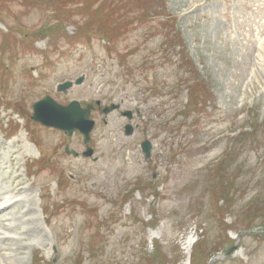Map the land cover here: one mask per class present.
<instances>
[{"label": "rangeland", "instance_id": "rangeland-1", "mask_svg": "<svg viewBox=\"0 0 264 264\" xmlns=\"http://www.w3.org/2000/svg\"><path fill=\"white\" fill-rule=\"evenodd\" d=\"M85 1L0 0V204L18 203L0 213V264H264V0H165L172 59L158 18L93 23L109 3ZM185 48L206 112L183 113ZM46 96L121 104L92 112L93 157L32 119Z\"/></svg>", "mask_w": 264, "mask_h": 264}, {"label": "trees", "instance_id": "trees-1", "mask_svg": "<svg viewBox=\"0 0 264 264\" xmlns=\"http://www.w3.org/2000/svg\"><path fill=\"white\" fill-rule=\"evenodd\" d=\"M92 1V0H91ZM106 1V0H104ZM109 3V7L97 5L98 9L94 10L93 12V23L100 22L97 20L96 16H104L103 20L110 21L112 23L117 22L115 16L117 17H125L124 20L128 19V22H122L123 26H130V24L134 23L133 19H156V27H161L159 29L163 33V37L167 39V47H168V59H172L174 55H176V48L181 47L180 41L182 39L180 35V29H178L177 25L174 23V20L171 17V14L168 12L166 8L165 0H119L118 4H116L112 0H107ZM88 1L86 0L84 5H86ZM96 3V2H95ZM123 4H128V7L125 12L122 14L118 13L119 7L125 8ZM107 8V9H106ZM103 10H106L105 12ZM115 10H118L115 12ZM107 18V19H106ZM110 23V24H112ZM111 27V25H110ZM102 35L109 40L111 35V30H101ZM114 31V29H113ZM112 31V32H113ZM111 41V40H109ZM187 52V55H185ZM189 52L185 48L184 52L182 53V58L179 60L181 62L180 67H184L186 69L187 76H185V87H187V102L183 105V113H202L206 112L208 103L212 102V92L210 93V86L211 83L208 78L202 75L196 64L192 59L189 58ZM185 57V58H184ZM188 57V58H187ZM188 110V111H187Z\"/></svg>", "mask_w": 264, "mask_h": 264}, {"label": "water", "instance_id": "water-1", "mask_svg": "<svg viewBox=\"0 0 264 264\" xmlns=\"http://www.w3.org/2000/svg\"><path fill=\"white\" fill-rule=\"evenodd\" d=\"M84 81V77L77 78L73 81H66L58 85V90L67 92L68 89L75 85H80ZM99 103V102H98ZM120 105L111 104L104 108L103 113L108 115L110 112L118 109ZM92 104H88L85 108L82 107L78 101H72L69 105H61L57 103L52 97L46 96L45 98L37 101L33 105V119L41 122L44 125L56 127L62 129L69 134H72L74 130H79L83 136L85 143L90 141V133L95 126V121L90 117L93 109ZM124 116L132 118V111L128 110L123 113ZM133 128L131 125H126V135H131ZM142 150L145 153L146 158H149L152 150V143L150 140L142 142ZM86 156L92 155V150H88L85 153Z\"/></svg>", "mask_w": 264, "mask_h": 264}, {"label": "bare ground", "instance_id": "bare-ground-1", "mask_svg": "<svg viewBox=\"0 0 264 264\" xmlns=\"http://www.w3.org/2000/svg\"><path fill=\"white\" fill-rule=\"evenodd\" d=\"M23 203V202H22ZM18 203L16 201H12V200H7L5 202H2V204H0V213L4 212V213H7L6 211L9 209V208H12L14 206H17ZM10 213V212H9ZM8 215V214H7ZM0 221H2V219H0ZM191 241V240H190ZM191 243L189 242L188 245H190Z\"/></svg>", "mask_w": 264, "mask_h": 264}, {"label": "flooded vegetation", "instance_id": "flooded-vegetation-1", "mask_svg": "<svg viewBox=\"0 0 264 264\" xmlns=\"http://www.w3.org/2000/svg\"><path fill=\"white\" fill-rule=\"evenodd\" d=\"M100 108H102V105H97V104H95V108H94V110H96V109H100Z\"/></svg>", "mask_w": 264, "mask_h": 264}]
</instances>
